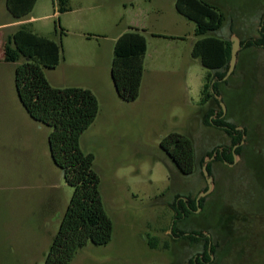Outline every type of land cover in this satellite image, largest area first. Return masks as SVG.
I'll list each match as a JSON object with an SVG mask.
<instances>
[{"label":"rangeland","instance_id":"rangeland-1","mask_svg":"<svg viewBox=\"0 0 264 264\" xmlns=\"http://www.w3.org/2000/svg\"><path fill=\"white\" fill-rule=\"evenodd\" d=\"M205 1L224 15L222 27L205 37L240 41L235 73L219 89L223 118L245 131L242 154L233 155L232 164L208 156L217 147L235 149L222 127L203 121L218 104L201 102L210 71L192 57L196 24L177 12L176 0H69L71 11L63 14L55 0H38L20 20L62 46L59 66L46 71L53 87L94 86L102 99L80 144L95 156L113 237L79 248L70 264H193L197 258V264H264V46L245 48V41L260 37L264 0ZM17 22L0 0V23L9 24L0 30V264H45L74 189L52 161V129L26 114L15 90L16 64L4 62ZM131 28L145 36L147 53L140 96L126 103L111 78L112 39ZM104 32L107 40H98ZM170 133L192 139L191 175L181 174L161 149ZM206 159L214 187L201 196ZM177 197L197 206L180 220L172 205ZM207 243L210 259H201Z\"/></svg>","mask_w":264,"mask_h":264},{"label":"trees","instance_id":"trees-1","mask_svg":"<svg viewBox=\"0 0 264 264\" xmlns=\"http://www.w3.org/2000/svg\"><path fill=\"white\" fill-rule=\"evenodd\" d=\"M37 1L5 0V5L11 16L20 21L32 12ZM55 1L58 13L71 11L69 0ZM175 7L180 15L196 24L195 34L199 39L193 45L192 57L199 59L202 66L210 71L203 87L201 102L208 104L214 100L219 110L210 109L204 115L203 121L209 125L222 127L231 139V148L238 145L234 152L227 149L221 152V147H217L208 156L213 157L216 153V162L232 164L233 155L242 154L243 147L240 145L245 131L236 130L232 123L223 118V109L216 98V95H220V82L224 81L229 70L232 44L230 40L205 37L222 27L224 15L216 6L205 0H176ZM261 46H264V15L260 37L245 41V48ZM61 52L60 43L32 32L27 24H20L7 38L4 46V61L16 64L14 84L18 98L31 119L52 129L48 137L51 158L62 171L67 184L74 189L45 264H70L78 249L88 243L97 246L110 243L114 229L102 201L101 180L94 169L95 156L84 152L80 144L82 135L94 124L99 115V100L90 89L56 88L50 84L46 71L59 66ZM146 53L147 40L136 28L122 34L115 43L111 78L117 96L126 103H133L140 96ZM213 81L215 83L212 92ZM227 82L224 81L225 84ZM215 115L217 118L211 120ZM160 146L181 174L194 173L195 146L190 137L170 133L163 138ZM207 168L212 176V163H209ZM207 189L208 186L205 190ZM203 200H200V205ZM172 205L177 212V220L187 217L191 210L197 208L196 201L185 202L179 197ZM179 234V237L183 236L182 232ZM174 235H178L177 230ZM186 238L195 240L192 236ZM149 246L151 249H157L156 241L150 239ZM208 247L209 243L205 244L203 259H210ZM211 251L213 253V247Z\"/></svg>","mask_w":264,"mask_h":264},{"label":"water","instance_id":"water-1","mask_svg":"<svg viewBox=\"0 0 264 264\" xmlns=\"http://www.w3.org/2000/svg\"><path fill=\"white\" fill-rule=\"evenodd\" d=\"M231 44H232V50H231V60H230V65H229V70L224 78V81L227 80L231 75L232 73L234 72L235 70V67H236V64H237V59H238V53H239V50H240V41L237 37H232L231 38ZM215 81L212 82V92L214 91L213 90V85H214ZM216 98L218 99V101H220V105L223 109V115L226 114V107L224 106V104L222 103L221 101V97L217 96L216 95ZM215 155H213V157H211L210 159H213ZM236 157V155H235ZM210 159H206V162H205V165L203 166V174L204 176L206 177L207 179V184H208V189L206 192L202 193L201 196H206V194L210 193L213 189V178L212 176L209 174V171H208V161ZM199 200L200 198L197 199V205H199Z\"/></svg>","mask_w":264,"mask_h":264},{"label":"crops","instance_id":"crops-1","mask_svg":"<svg viewBox=\"0 0 264 264\" xmlns=\"http://www.w3.org/2000/svg\"><path fill=\"white\" fill-rule=\"evenodd\" d=\"M20 24H27L28 25V23H27V21H19V22H17V27L20 25ZM7 25H9V24H4V23H0V30H2V29H6V26ZM106 29H108V28H106ZM105 33V32H104ZM122 34H124V32L123 33H119V34H117L116 36H115V38H114V40L112 39V42H113V50H114V46H115V43H116V41L118 40V38L122 35ZM9 36L11 35V34H8ZM101 36L99 37V39L98 40H101V41H104V40H107V34L105 33V34H100ZM88 40H91L92 39V37H88L87 38ZM100 44V43H99ZM88 59H82V61H83V65H85V66H87V68L89 69L90 67H91V64H87V61ZM5 62V61H4ZM6 63V62H5ZM15 68H16V66H15ZM14 71H15V69H14ZM47 76V75H46ZM144 78V77H143ZM47 79L49 80V78L47 77ZM49 82H50V80H49ZM143 83V82H142ZM51 84V83H50ZM52 85V84H51ZM105 86H106V90H107V92L109 91V83L107 82L106 84H105ZM92 92H94V94L97 96V98H98V100H99V104H100V111H101V106H102V99H101V95H100V93L98 92V90H96V89H99V88H94V86L93 87H91V88H89ZM15 90H16V88H15ZM100 91V90H99ZM116 92V91H115ZM16 94H17V92H16ZM17 97H18V95H17ZM18 100H19V98H18ZM137 101V100H136ZM19 102H20V100H19ZM20 104H21V102H20ZM22 105V104H21ZM23 107V106H22ZM25 110V109H24ZM25 112H26V110H25ZM100 113V112H99ZM26 114L28 115V113L26 112ZM29 116V115H28ZM30 117V116H29ZM33 120V119H32ZM34 121V120H33ZM35 122V121H34ZM37 123V122H36ZM37 124H40V123H37ZM40 125H42V124H40ZM88 131V130H87ZM86 131V132H87ZM85 132V133H86ZM84 133V134H85ZM53 161V160H52ZM54 163V162H53ZM56 166V165H55ZM57 167V166H56ZM58 168V167H57Z\"/></svg>","mask_w":264,"mask_h":264},{"label":"flooded vegetation","instance_id":"flooded-vegetation-1","mask_svg":"<svg viewBox=\"0 0 264 264\" xmlns=\"http://www.w3.org/2000/svg\"><path fill=\"white\" fill-rule=\"evenodd\" d=\"M237 60H238V59H237ZM223 116H224V115H223ZM236 130H238L237 127H236ZM243 142H244V141H243ZM241 144H242V142H241ZM237 147H238V145H237L234 149H236ZM220 151H221V150H220ZM206 191H207V190H206ZM206 191H205V192H206ZM187 204H188V203H187ZM191 211H192V210H191ZM182 233H183V232H182ZM188 236H189V235H185V233H183V236H182L181 238L193 240V239H191V238H186V237H188ZM202 237H203V236H202ZM202 237H201V238H202ZM194 238H195V241H198V240H199V238H197V237H194ZM205 238H206V237H205ZM207 239H208V238H207ZM209 242H210V241H209ZM210 249H211V248H210ZM200 257H201V256H200ZM200 257H199V258H200ZM202 257H203V256H202ZM202 257H201V259H203ZM197 260H198V258H197ZM195 261H196V259H195ZM195 261H192V263H193V264H194V263L196 264L197 261H196V262H195Z\"/></svg>","mask_w":264,"mask_h":264}]
</instances>
